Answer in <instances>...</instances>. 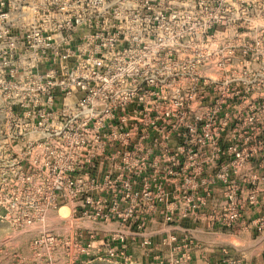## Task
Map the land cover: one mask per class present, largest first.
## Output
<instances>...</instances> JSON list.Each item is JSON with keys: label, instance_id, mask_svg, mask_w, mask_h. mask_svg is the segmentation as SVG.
<instances>
[{"label": "built area", "instance_id": "obj_1", "mask_svg": "<svg viewBox=\"0 0 264 264\" xmlns=\"http://www.w3.org/2000/svg\"><path fill=\"white\" fill-rule=\"evenodd\" d=\"M211 129L264 137V0H0L18 264H254L233 236L264 231V163L240 197L187 178L183 138Z\"/></svg>", "mask_w": 264, "mask_h": 264}, {"label": "rangeland", "instance_id": "obj_2", "mask_svg": "<svg viewBox=\"0 0 264 264\" xmlns=\"http://www.w3.org/2000/svg\"><path fill=\"white\" fill-rule=\"evenodd\" d=\"M183 143L185 144L184 159L188 171L187 178L199 172L200 181L206 183L216 181L214 190L218 191L220 190L218 176L228 174L234 183L235 197H240L238 191L246 189L248 183L254 181L257 184L256 177L261 170L259 165L264 163L262 147L264 137L239 134L217 135L211 129L206 134H189L183 138ZM206 186L207 184L201 188L202 193ZM61 213L66 215L69 209L63 208ZM162 218L163 216H156L154 221L149 222V232L153 233L154 238L162 233L164 227ZM257 218V216L251 217V219ZM46 221L49 227L58 226L56 216L52 215ZM254 230L252 228L249 233ZM32 235L33 233L30 232L12 231L8 224L0 222V264L9 262L8 258H11V263L18 264L20 257L29 255L28 241Z\"/></svg>", "mask_w": 264, "mask_h": 264}, {"label": "crops", "instance_id": "obj_3", "mask_svg": "<svg viewBox=\"0 0 264 264\" xmlns=\"http://www.w3.org/2000/svg\"><path fill=\"white\" fill-rule=\"evenodd\" d=\"M233 240L251 262L254 264H264V231L259 233L254 230L244 236H233ZM252 246L254 247L252 248ZM10 259L8 258L9 262L6 261L4 264H14L11 263Z\"/></svg>", "mask_w": 264, "mask_h": 264}, {"label": "bare ground", "instance_id": "obj_4", "mask_svg": "<svg viewBox=\"0 0 264 264\" xmlns=\"http://www.w3.org/2000/svg\"><path fill=\"white\" fill-rule=\"evenodd\" d=\"M63 208L66 209L67 207L65 206V207H63ZM63 208H62V209H63ZM65 214H66V213H65Z\"/></svg>", "mask_w": 264, "mask_h": 264}]
</instances>
